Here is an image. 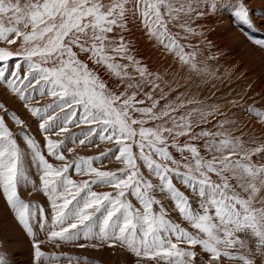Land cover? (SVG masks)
I'll return each mask as SVG.
<instances>
[{
    "label": "snow or ice",
    "instance_id": "snow-or-ice-1",
    "mask_svg": "<svg viewBox=\"0 0 264 264\" xmlns=\"http://www.w3.org/2000/svg\"><path fill=\"white\" fill-rule=\"evenodd\" d=\"M209 9L230 14L264 48V39L251 35L260 28L247 0H0V86L43 136L41 143L19 110L0 99V201L29 236L34 264L86 262L44 249L89 247L81 241L123 248L135 264H254L243 254L246 240L264 254V142L220 131L227 119L216 121V131L196 132L194 113L203 123L220 110L182 94L156 98L159 76L126 39L138 22L149 40L200 71L196 49L185 51L181 39L197 35L191 17ZM257 19L264 24V12ZM144 88L147 105L138 98ZM44 97L51 99L33 103ZM253 111L264 123V111ZM97 140L113 147L77 152L99 147ZM113 157L123 167L97 166ZM100 185L111 190H93ZM29 188L46 202L32 199ZM0 264H12L6 251Z\"/></svg>",
    "mask_w": 264,
    "mask_h": 264
},
{
    "label": "rangeland",
    "instance_id": "rangeland-1",
    "mask_svg": "<svg viewBox=\"0 0 264 264\" xmlns=\"http://www.w3.org/2000/svg\"><path fill=\"white\" fill-rule=\"evenodd\" d=\"M247 3L252 7V18L256 20L260 28V31L252 32L251 35L257 39H264V24H260L257 19L264 12V0H247ZM191 23L197 35L188 36L186 40L181 39V43L186 45L185 51L196 49V64L200 71L182 64L174 55L149 40L138 22L130 23L126 39L132 42V54L142 64H146L153 75L159 76L157 82L160 88L155 90L154 96L156 98L164 96L171 101L177 95L182 94L186 99L195 102L204 101L206 105L218 108L221 115L209 117L208 122L201 123L199 116L193 114L192 120L196 132H199L201 128L216 131V121L227 119L231 123L225 124L220 131L234 136L251 137L258 144L264 142V123L255 116L253 111V109L264 111V48L250 41L246 37L249 29L243 27L242 31V26L234 24L231 15L226 12L213 13L209 9L208 13L199 19L195 16L191 17ZM179 35L183 37L184 33L179 32ZM100 71L102 78L107 81L109 79L107 75L103 73V70ZM129 74L134 77L137 75L134 69H130ZM109 86L114 87L111 82ZM149 90V88H144L138 97L145 100V105L150 101L143 95V92ZM0 99H7L10 106L19 110L22 118L31 123L32 132L37 140L43 143V136L37 130L33 119L17 101L12 99L8 93L3 92V86H0ZM50 99V97L37 98L33 103L39 106ZM163 103L162 100L161 104ZM146 126L154 127L155 122H149ZM71 131L76 132L77 128L73 127ZM177 141L181 144L187 143L189 137H178ZM198 143L202 144L203 140ZM96 144L99 147L96 145L87 148L76 146L77 152L83 155H96L113 147L112 143L99 140ZM134 152H138V149H134ZM97 166L113 171L123 167L114 157ZM141 170L145 172V175L148 174L143 167ZM30 179L36 181L39 187L38 173L34 169ZM174 183L190 195L179 181L174 180ZM261 186L264 187V184ZM93 190L102 192L111 189L109 186L100 185L94 186ZM29 191L31 198L38 203L46 202V197L42 192L31 191L30 188ZM25 195L27 197L28 192ZM261 199L264 200V197ZM171 215L173 219L179 220L174 212ZM183 226L191 230L189 225L184 224ZM81 242L89 244V247L81 249L72 244H64L60 248H55L46 243L44 249L47 252H65L72 256L86 257L87 261L81 260L80 264H135V258L123 248L118 246L93 248L90 246L91 241ZM245 244L243 254L249 256L254 264H264V254L257 250L255 240H246ZM0 251L8 253L12 264H34L30 238L10 219L3 201H0ZM60 264H67V261H61ZM225 264H243V262L226 260Z\"/></svg>",
    "mask_w": 264,
    "mask_h": 264
}]
</instances>
